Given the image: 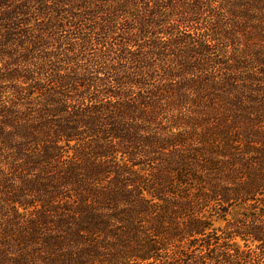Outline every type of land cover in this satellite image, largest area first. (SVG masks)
<instances>
[{
  "label": "trees",
  "instance_id": "1",
  "mask_svg": "<svg viewBox=\"0 0 264 264\" xmlns=\"http://www.w3.org/2000/svg\"><path fill=\"white\" fill-rule=\"evenodd\" d=\"M32 1L0 0V264H264V0H132L167 100L43 54Z\"/></svg>",
  "mask_w": 264,
  "mask_h": 264
},
{
  "label": "rangeland",
  "instance_id": "2",
  "mask_svg": "<svg viewBox=\"0 0 264 264\" xmlns=\"http://www.w3.org/2000/svg\"><path fill=\"white\" fill-rule=\"evenodd\" d=\"M44 2L45 7L40 5L42 9L45 8L44 13L38 12L32 19V24L26 27L29 30L33 29V32L36 29L44 30L40 33L50 36L47 39L48 44L43 48V54H53L57 48L65 49L62 50L63 53L70 52L69 54L73 55V61L78 59L77 65L91 71L98 67L99 69L114 68L118 72L125 69L132 71L131 68L134 64L135 72H143L142 69H144L153 73V76L146 80L147 85L144 86L149 93L156 92L155 94L160 95V100H167L175 96V86L179 82H163L159 66L167 68V66L177 67V65L172 60L159 61L154 55L156 49H153V46L157 44L159 48L164 45L163 42L169 40V35L163 34L164 29L169 26L157 24L161 21L160 18L151 17L142 6L133 4L132 0H44ZM20 5L25 8L32 7L30 11L37 12L38 4L33 3L32 0H22ZM56 5L61 7L60 10H63L62 14L55 12ZM98 6H101V9L96 12ZM120 7H128L130 12H134L135 8L138 11L135 16H124V13L117 12ZM112 15L115 17L114 19L111 18ZM137 16L141 17L137 18ZM50 24H57L59 27L49 29ZM172 24L173 20L170 21L171 26ZM30 35L32 36L33 33ZM215 49L217 48L215 47ZM215 49H211L210 58L217 56L218 53ZM40 55L38 54L36 57L37 60L32 59L33 62H37ZM133 56L140 57V65L134 62ZM110 82V79L104 80L106 85ZM167 85L170 86L169 90L164 92ZM154 89L156 90L152 91ZM144 94H146L145 90ZM135 99L136 96L129 97V100ZM103 100L110 99L104 96ZM216 225L221 226L222 222H218ZM235 243L241 244L240 242Z\"/></svg>",
  "mask_w": 264,
  "mask_h": 264
}]
</instances>
